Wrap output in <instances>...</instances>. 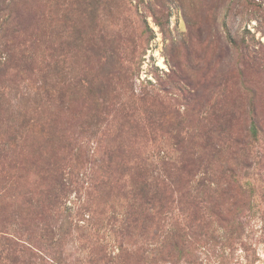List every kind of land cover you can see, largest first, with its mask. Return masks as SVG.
Segmentation results:
<instances>
[{"label": "rangeland", "instance_id": "obj_1", "mask_svg": "<svg viewBox=\"0 0 264 264\" xmlns=\"http://www.w3.org/2000/svg\"><path fill=\"white\" fill-rule=\"evenodd\" d=\"M15 1L0 29V237L29 228L37 264H264V0ZM59 79L62 99L42 85ZM179 132L195 139L199 177L205 140L229 136L212 177L221 211L167 213L117 249L123 168Z\"/></svg>", "mask_w": 264, "mask_h": 264}, {"label": "trees", "instance_id": "obj_2", "mask_svg": "<svg viewBox=\"0 0 264 264\" xmlns=\"http://www.w3.org/2000/svg\"><path fill=\"white\" fill-rule=\"evenodd\" d=\"M11 2L10 4H6L4 1L0 4V15L2 12H9V16H7L1 24V33H6L5 30L8 31L10 25L18 18L19 12L16 11L17 5L14 4L16 1L11 0ZM93 10L98 13L95 6ZM10 19H12V21ZM4 37L6 38L7 35ZM76 41L79 46L80 38L74 40V42ZM1 45L3 46L2 42L0 46ZM112 59L111 56L108 57V66L111 65ZM113 63H115V66L121 65L119 60L114 59ZM59 65L60 63H56L55 67L60 69ZM59 73L60 70L56 75L57 77L61 75ZM0 74H7V60H0ZM75 78L76 77H68L67 80L81 86L80 81H76ZM60 84H62V79L57 80L55 84L51 82L49 87L47 84L42 85L47 95L51 97V94L58 93V98L62 99L64 97V90L59 87ZM45 86L47 89H45ZM152 87L153 93H156L159 97L165 92V88L163 87H161V89L156 88L154 85H152ZM131 96L136 97V94L132 92ZM178 115L181 116L179 112ZM181 124L182 121H179V126H177V128H181ZM222 126L223 124L219 122L217 128L223 130ZM251 131L253 132L252 137L256 140L260 135V128L256 121L252 122ZM216 137L212 136L205 140L206 147L203 149L207 148L206 150H210L212 154L209 156L211 157L209 158V163L207 162V165L204 164L200 177L196 174V172L200 170L198 167L200 165H197L199 158L196 151L195 139L184 137V133L182 132L165 139H159V142L163 144L160 146L158 145L159 147L156 146L153 155L146 156L136 167L130 168L127 165L125 170L122 167V176L127 177L128 187H126L122 196L120 198L118 197L119 199L115 202L114 215L110 218L113 223L112 227H114V235L112 238L114 239L117 249L122 248L133 233L146 230L147 228L152 229L154 223L155 226H158L155 222L156 218L167 216V213H174V216L188 215L193 212L205 210L207 212L212 211L213 215H218V212L221 211V207H223L221 197L224 192L220 183L213 181L212 177H217L221 180L219 176H221L222 170H219V167L216 168V164L218 163L215 161H220V158L217 157L220 156L219 154L222 153L223 149L226 147L225 144L230 141V139L229 136L224 137L220 134ZM4 144V147H6V145L11 147L14 141L10 140V142H5ZM122 145V148L124 147L122 153H126L125 149L127 147L125 148V145ZM6 148L8 149V147ZM2 152L0 151L1 155ZM135 158L139 159L138 156ZM210 162L215 164L213 171ZM47 172L51 175L54 173L51 167L47 169ZM53 176L55 177V183H58L59 177H57V174L55 173ZM105 184L111 185L112 181L108 179ZM63 191L64 189H62L61 192ZM56 195L52 197L55 199L59 198V196ZM28 232L29 228L26 232H21L20 229H17V231H13V233H5L4 236L0 237V264L5 263L6 260L11 261V264H37L38 260L44 262L46 258L45 254L43 251L37 249L35 245L37 239L36 235L33 232ZM96 244L100 247L98 242ZM176 245V242H171L169 247L170 249H174ZM104 252L105 250L102 249V253L105 255ZM103 258L102 255L101 259L103 260ZM106 258L107 255H105V259ZM108 259L113 261L112 264L124 263L127 261L121 255H116L113 258L109 257ZM52 262L55 263L54 260H52ZM58 262H56V264H60V262ZM93 262L96 264L100 262V259H94Z\"/></svg>", "mask_w": 264, "mask_h": 264}]
</instances>
